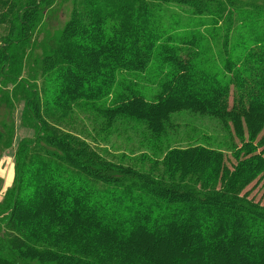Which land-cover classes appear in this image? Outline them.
Masks as SVG:
<instances>
[{
  "label": "trees",
  "instance_id": "16d2710c",
  "mask_svg": "<svg viewBox=\"0 0 264 264\" xmlns=\"http://www.w3.org/2000/svg\"><path fill=\"white\" fill-rule=\"evenodd\" d=\"M115 140L132 165L98 150ZM10 151L0 264H264V0H0Z\"/></svg>",
  "mask_w": 264,
  "mask_h": 264
},
{
  "label": "rangeland",
  "instance_id": "374dc122",
  "mask_svg": "<svg viewBox=\"0 0 264 264\" xmlns=\"http://www.w3.org/2000/svg\"><path fill=\"white\" fill-rule=\"evenodd\" d=\"M71 11H72V6L70 3L65 4V5H63V7H61V11L58 14H56L55 18L53 19V25L56 27L55 29H61L66 24V22L70 18ZM51 33L55 34L56 32L53 30ZM45 35L46 34H44V36ZM44 36L41 39H43ZM153 94H154V96L156 95L155 92ZM22 113H23V105H20L18 108V114L16 115V125H17L16 137H18V138L31 137L32 136L31 132L27 131L26 129H21V125H22L21 115H22ZM184 115L187 116V117H184V119H186L185 123L189 122L190 120L194 123V125L192 123H189L190 129L188 128V130L186 131V134L189 131H193L192 138H195V137H197V139L202 138V135L200 133V131L203 130L202 125H204L205 127L206 126L208 127L207 130H209V134L208 133L207 134L213 138L209 139V140H200L199 142H206V144H208L209 146L220 147V144H223V143L228 144V142L230 141V139H228V137L226 135H223L222 131H219L218 125L216 123H214L213 121H207V120L201 121V120H199V122H198V119L194 120L192 117H189V115H187V114H184ZM177 121L180 122L181 120L178 119ZM201 122H202V124H200ZM182 130H183V127L179 128L177 133H174L172 135V137H169L170 138L169 141H175V145L177 144V140H178L177 138L178 137H180L184 141L185 138L183 139L182 135L180 134L182 132ZM113 143L115 144L114 147L111 145H107V144H99V145H97V148L102 154L107 155L108 158L111 157L116 162H118V163L122 162L125 165H132L136 161L134 159L136 157L140 156L139 152L136 151L135 153H133V151H132V148H136L138 150H141L137 144L131 145L130 143H128L127 141H124V140L123 141L115 140V141H113ZM133 146H135V147H133ZM140 147H141V145H140ZM223 149L225 151L227 164L229 167H232L233 164H236V161L233 158L231 152H229L228 148L223 147ZM9 154H11V151L7 152L6 154H4L0 157V164L3 162V159ZM123 156H125V158H126L125 160L122 159ZM248 191H250V197H249L250 199H253L255 202H258V203H261L262 205H264V177L259 183L251 186L248 189ZM4 197H5V194L2 191L1 183H0V204H1L2 200L4 199ZM154 243H156V242H154L151 239L150 242L148 243V245L150 244V246L155 248ZM140 245L144 249V244L140 243ZM165 259H168V257H165Z\"/></svg>",
  "mask_w": 264,
  "mask_h": 264
},
{
  "label": "crops",
  "instance_id": "0c3cea01",
  "mask_svg": "<svg viewBox=\"0 0 264 264\" xmlns=\"http://www.w3.org/2000/svg\"><path fill=\"white\" fill-rule=\"evenodd\" d=\"M12 155V156H11ZM5 168V169H4ZM15 163L13 153L7 155L0 164V180L3 193L12 187L14 182Z\"/></svg>",
  "mask_w": 264,
  "mask_h": 264
}]
</instances>
